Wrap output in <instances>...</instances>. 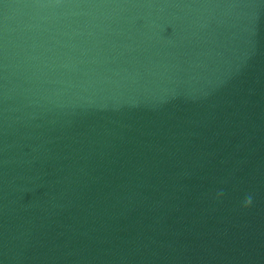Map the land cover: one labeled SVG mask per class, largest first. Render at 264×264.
I'll list each match as a JSON object with an SVG mask.
<instances>
[{"label": "clouds", "instance_id": "obj_1", "mask_svg": "<svg viewBox=\"0 0 264 264\" xmlns=\"http://www.w3.org/2000/svg\"><path fill=\"white\" fill-rule=\"evenodd\" d=\"M251 204V197H248L246 200H245V206H248Z\"/></svg>", "mask_w": 264, "mask_h": 264}]
</instances>
